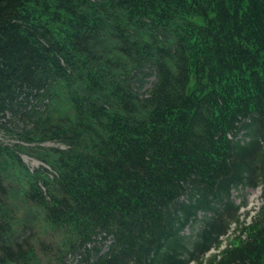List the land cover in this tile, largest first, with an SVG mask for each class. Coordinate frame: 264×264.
Segmentation results:
<instances>
[{
    "label": "trees",
    "instance_id": "trees-1",
    "mask_svg": "<svg viewBox=\"0 0 264 264\" xmlns=\"http://www.w3.org/2000/svg\"><path fill=\"white\" fill-rule=\"evenodd\" d=\"M0 130V264H264V0H0Z\"/></svg>",
    "mask_w": 264,
    "mask_h": 264
},
{
    "label": "rangeland",
    "instance_id": "rangeland-1",
    "mask_svg": "<svg viewBox=\"0 0 264 264\" xmlns=\"http://www.w3.org/2000/svg\"><path fill=\"white\" fill-rule=\"evenodd\" d=\"M59 109L61 111H68L67 104L60 103ZM0 140H2L5 143H19L24 145H29L28 142L18 138L16 135H11L6 131L0 130ZM35 145V144H31ZM42 146H57L59 143L55 141H47L44 143H41ZM37 146V145H36ZM22 158L26 162V164L31 167L32 169L37 168L41 165L48 166L45 162L41 161L36 154H32L29 152H21ZM49 167V166H48ZM232 196L235 200L236 205H240L239 209V220L233 221L229 225L228 232L221 237L222 239V245H228L229 243H232L236 238V235H239L242 233V229L245 225L251 223L257 214L258 210L260 209L261 205L264 202V197L262 193L261 186L258 187H240L233 189ZM200 224V221L196 222L194 226ZM192 231V226L190 225L186 232ZM243 234V233H242ZM219 252V248H213L207 255L206 258H209L215 253Z\"/></svg>",
    "mask_w": 264,
    "mask_h": 264
},
{
    "label": "bare ground",
    "instance_id": "bare-ground-1",
    "mask_svg": "<svg viewBox=\"0 0 264 264\" xmlns=\"http://www.w3.org/2000/svg\"><path fill=\"white\" fill-rule=\"evenodd\" d=\"M228 215V214H227Z\"/></svg>",
    "mask_w": 264,
    "mask_h": 264
}]
</instances>
